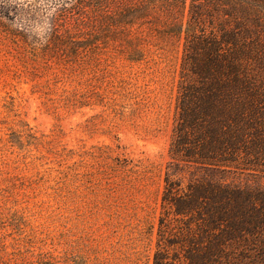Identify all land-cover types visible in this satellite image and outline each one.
<instances>
[{"label":"trees","instance_id":"trees-1","mask_svg":"<svg viewBox=\"0 0 264 264\" xmlns=\"http://www.w3.org/2000/svg\"><path fill=\"white\" fill-rule=\"evenodd\" d=\"M1 45L144 73L179 50L169 167L205 175L165 172L151 264H264V186L213 176L264 179V0H0Z\"/></svg>","mask_w":264,"mask_h":264},{"label":"rangeland","instance_id":"rangeland-1","mask_svg":"<svg viewBox=\"0 0 264 264\" xmlns=\"http://www.w3.org/2000/svg\"><path fill=\"white\" fill-rule=\"evenodd\" d=\"M15 54L0 46V264H151L165 172L205 175L169 167L180 51L145 73Z\"/></svg>","mask_w":264,"mask_h":264}]
</instances>
